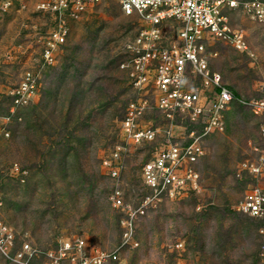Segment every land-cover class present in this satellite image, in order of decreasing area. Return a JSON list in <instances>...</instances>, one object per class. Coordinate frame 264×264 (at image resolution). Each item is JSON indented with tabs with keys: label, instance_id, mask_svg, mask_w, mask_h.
I'll return each instance as SVG.
<instances>
[{
	"label": "rangeland",
	"instance_id": "obj_1",
	"mask_svg": "<svg viewBox=\"0 0 264 264\" xmlns=\"http://www.w3.org/2000/svg\"><path fill=\"white\" fill-rule=\"evenodd\" d=\"M40 1L0 0L4 219L41 247L83 237L111 251L121 242L126 216L113 206L112 194L119 190L126 205H139L147 195L143 165L193 126L179 115L167 118L156 109L151 89L133 88L120 69L124 45L136 29L118 0L62 21L39 10ZM229 20L247 49L216 42L209 49L217 53L210 64L239 97L264 98V21L241 6ZM61 28L66 40L53 46L52 34ZM28 73L37 78V90L19 106L12 92ZM141 101L140 123L153 127L157 137L138 144L124 133L122 120L131 104ZM259 122L244 106L229 109L225 129L205 141L201 189L150 207L136 222L139 247L124 249L122 264H255L264 222L236 207L251 188H264V178L242 171V164L257 158L255 149H264ZM116 151L121 170L113 179L107 162ZM15 164L20 175L13 173ZM178 243L184 247L176 248ZM0 264L8 263L0 257Z\"/></svg>",
	"mask_w": 264,
	"mask_h": 264
},
{
	"label": "built area",
	"instance_id": "obj_2",
	"mask_svg": "<svg viewBox=\"0 0 264 264\" xmlns=\"http://www.w3.org/2000/svg\"><path fill=\"white\" fill-rule=\"evenodd\" d=\"M107 0H41L38 9L63 17L79 18L91 7ZM124 17L129 18L136 32L124 45L125 58L120 69L125 72L133 88H150L154 105L167 118L179 115L193 126L172 144L164 145L143 165L142 176L147 195L137 206H128L119 190L112 194L113 206L125 213L121 221V242L111 251L90 243L83 237H71L49 247H41L20 235L3 215L0 195V257L8 264H122V251L136 249V222L150 207L169 198H178L188 192L199 191L202 174L201 158L206 139L223 131L226 116L235 105L252 111L259 122L264 139V98L239 97L224 82L221 73L211 66L217 53L209 49L216 42H229L240 50L247 44L229 20L238 7L244 8L255 20L264 21V1L248 0H118ZM0 8H3L0 6ZM62 28L52 34L54 45L66 40ZM52 55L51 49L46 58ZM37 78L31 73L13 90L19 106L27 104L37 90ZM145 106V105H144ZM144 106L142 101L132 103L122 120L124 133L135 143L154 142L157 137L151 126L141 125ZM255 160L242 164L247 175L264 178V149ZM107 162L110 176H120V152ZM119 161V163H118ZM13 173L20 175L18 164ZM241 176V174H240ZM237 210L248 217L264 222V188L256 186L247 191ZM260 246L255 264H264V227L260 229ZM178 243L176 248H183ZM160 264H183L182 262Z\"/></svg>",
	"mask_w": 264,
	"mask_h": 264
},
{
	"label": "bare ground",
	"instance_id": "obj_3",
	"mask_svg": "<svg viewBox=\"0 0 264 264\" xmlns=\"http://www.w3.org/2000/svg\"><path fill=\"white\" fill-rule=\"evenodd\" d=\"M244 36V35H243Z\"/></svg>",
	"mask_w": 264,
	"mask_h": 264
}]
</instances>
